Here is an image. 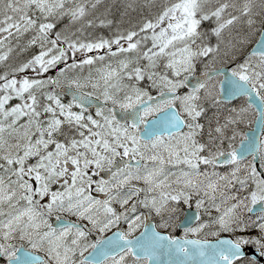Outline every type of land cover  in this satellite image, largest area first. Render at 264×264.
I'll list each match as a JSON object with an SVG mask.
<instances>
[{
  "label": "snow or ice",
  "instance_id": "obj_1",
  "mask_svg": "<svg viewBox=\"0 0 264 264\" xmlns=\"http://www.w3.org/2000/svg\"><path fill=\"white\" fill-rule=\"evenodd\" d=\"M0 264H264V0H0Z\"/></svg>",
  "mask_w": 264,
  "mask_h": 264
}]
</instances>
